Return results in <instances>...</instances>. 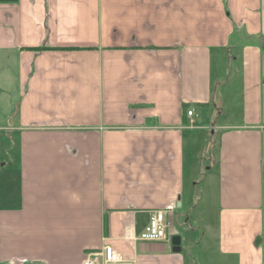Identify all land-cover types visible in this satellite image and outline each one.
Listing matches in <instances>:
<instances>
[{
  "label": "crops",
  "instance_id": "obj_1",
  "mask_svg": "<svg viewBox=\"0 0 264 264\" xmlns=\"http://www.w3.org/2000/svg\"><path fill=\"white\" fill-rule=\"evenodd\" d=\"M215 54L240 62V121H219ZM211 104L217 250L264 264V0H0V264L106 245L185 264L175 225L139 236L183 206L185 131Z\"/></svg>",
  "mask_w": 264,
  "mask_h": 264
},
{
  "label": "rangeland",
  "instance_id": "obj_2",
  "mask_svg": "<svg viewBox=\"0 0 264 264\" xmlns=\"http://www.w3.org/2000/svg\"><path fill=\"white\" fill-rule=\"evenodd\" d=\"M214 57L216 77L221 74L226 77L225 83L214 85L220 107L217 111H223L219 121H225L228 115L240 121L244 110L240 62L233 60L229 64V56L225 54H215ZM215 111L213 104L198 106V125L204 128L185 131L184 204L177 208L174 221L183 236L179 254L184 256L185 264H235L231 258L220 255L216 246V189L212 173L207 169L211 165L209 148L213 137L209 127Z\"/></svg>",
  "mask_w": 264,
  "mask_h": 264
},
{
  "label": "built area",
  "instance_id": "obj_3",
  "mask_svg": "<svg viewBox=\"0 0 264 264\" xmlns=\"http://www.w3.org/2000/svg\"><path fill=\"white\" fill-rule=\"evenodd\" d=\"M194 113V109L187 111L189 116H192ZM176 208L177 204L172 202L163 207L151 210L149 222L140 234L139 239L142 241L167 240L169 237V229L174 225V221L169 216L173 214ZM82 264H136V262L124 258L111 245H106L99 251L87 252Z\"/></svg>",
  "mask_w": 264,
  "mask_h": 264
},
{
  "label": "water",
  "instance_id": "obj_4",
  "mask_svg": "<svg viewBox=\"0 0 264 264\" xmlns=\"http://www.w3.org/2000/svg\"><path fill=\"white\" fill-rule=\"evenodd\" d=\"M172 244H173V252H180L181 251V236L180 235H174L172 238Z\"/></svg>",
  "mask_w": 264,
  "mask_h": 264
},
{
  "label": "trees",
  "instance_id": "obj_5",
  "mask_svg": "<svg viewBox=\"0 0 264 264\" xmlns=\"http://www.w3.org/2000/svg\"><path fill=\"white\" fill-rule=\"evenodd\" d=\"M35 49H38V48H35ZM185 107H187V106H185Z\"/></svg>",
  "mask_w": 264,
  "mask_h": 264
}]
</instances>
